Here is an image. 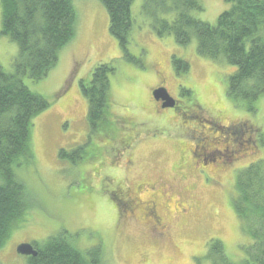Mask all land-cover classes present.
I'll return each instance as SVG.
<instances>
[{
  "label": "rangeland",
  "instance_id": "374dc122",
  "mask_svg": "<svg viewBox=\"0 0 264 264\" xmlns=\"http://www.w3.org/2000/svg\"><path fill=\"white\" fill-rule=\"evenodd\" d=\"M197 1L203 10L191 15L209 26L230 7L223 0ZM69 2L75 11L74 37L45 78L21 80L49 107L33 119L31 160L12 165L25 188L26 210L10 224L0 264H27L28 258L16 253L18 245L31 244L37 252L59 233L83 253L102 246L101 264H210L205 252L211 240L220 242L231 264H243L254 243V218L264 203V95L253 102L231 99L226 91L234 67L200 56L195 37L180 47L170 35L156 36L149 25L174 17L164 13L166 8L133 0L125 58L109 34L103 4ZM17 51L0 35V67L6 73L13 72ZM172 57L188 63L185 74L174 72ZM99 64H111L114 73L109 76L105 124L91 133L80 84L89 83ZM157 84L176 99L186 118L173 114V108H156L151 91ZM129 141L130 165H125L124 152L123 160L115 154L109 162L107 153L114 147L120 151ZM60 150L65 159L59 158ZM92 157L100 160L86 163ZM103 159L106 163L93 166ZM106 165L122 170L118 178L128 179L131 186L136 181L162 186L157 194L165 223L160 233L117 218L115 202L105 192L112 182L101 169ZM70 235L78 239L70 240Z\"/></svg>",
  "mask_w": 264,
  "mask_h": 264
},
{
  "label": "trees",
  "instance_id": "16d2710c",
  "mask_svg": "<svg viewBox=\"0 0 264 264\" xmlns=\"http://www.w3.org/2000/svg\"><path fill=\"white\" fill-rule=\"evenodd\" d=\"M99 1L108 14L109 34L126 58L133 0ZM143 1L152 9L162 7L166 8L164 13H174L169 21L158 18L149 25L156 36L170 35L180 47L188 45L195 37L200 56L221 60L235 68L228 78L226 91L231 99L253 102L264 95V0H223L230 7L218 16L215 26L192 17V12L203 10L197 0ZM0 10V35L18 49L13 72L6 73L0 67L1 248L8 239L10 224L22 219L26 210L25 188L14 176L12 165L31 160L33 119L49 107L43 97L30 93L21 80L24 76L32 81L41 80L56 65L60 50L74 37L75 11L69 0H0ZM171 63L178 75L189 69L187 62L176 57H172ZM113 73L111 64H99L92 71L89 83L80 84L87 102L86 118L91 133L101 130L105 124L109 76ZM58 156L65 159V151L60 150ZM262 206L254 218V243L243 264H264V203ZM236 212L241 220L240 207ZM71 237L78 239L70 235V240ZM66 240L64 234L59 233V237L50 239L43 249H37L36 257H27V264H101L104 260L102 246L83 253ZM222 249L219 241L211 240L205 258L210 264H231Z\"/></svg>",
  "mask_w": 264,
  "mask_h": 264
},
{
  "label": "flooded vegetation",
  "instance_id": "af4514ba",
  "mask_svg": "<svg viewBox=\"0 0 264 264\" xmlns=\"http://www.w3.org/2000/svg\"><path fill=\"white\" fill-rule=\"evenodd\" d=\"M156 89H164V86L162 84H157L151 91V94L154 90ZM171 98H173L170 94H168ZM175 101L176 99L173 98ZM156 108L159 107L161 110H169V109H162V102L161 101H154ZM183 112V109L177 108V101L175 103V107L173 109H170L173 114H180L183 116V118H186L185 115L181 113ZM191 116V114L189 113ZM181 126H178V128L181 129ZM203 138L205 139V135L201 134ZM232 141V140H231ZM233 142V141H232ZM131 141H129V145H127L125 148H122L120 151L119 149L116 150L114 147L113 151L109 153L107 156V159L109 162H111V159H114V155H117V160L121 158V160L124 159L122 152L125 153V165L126 167L130 165L131 163V157H132V148L133 145L130 144ZM204 145V143H202ZM201 144V145H202ZM110 147V146H108ZM107 147V148H108ZM79 149H82V147H79ZM114 151L116 153H114ZM204 149H202V152ZM193 155V151L190 153ZM107 159H103L102 161L95 163L93 166L100 167L103 163H106ZM196 159V158H195ZM99 161L100 159L97 158H91V159H86V163L92 164L93 161ZM120 160V161H121ZM197 161V159H196ZM195 160L191 159V164L196 163ZM116 162V161H115ZM89 166V165H88ZM92 168L87 171V174L90 173L92 174L93 170L96 168ZM101 169L105 172V177H111L112 182L109 181L108 187L106 188L105 192L107 195L115 202V208L114 212L117 215V218L124 219L126 222L131 221L135 223H140L142 226L148 228V230L152 231L153 233H160V231L163 230V226L165 225L164 219L162 218L161 215H159V210H158V204H157V194H162V186L155 183L151 182H140L136 181L132 184L127 181L121 180L118 178L119 172L122 170L116 169L114 167H111L109 165H106L105 167H101ZM121 174V173H120ZM119 174V175H120ZM144 193H147L148 196L145 197ZM144 198H143V197ZM123 221V220H122Z\"/></svg>",
  "mask_w": 264,
  "mask_h": 264
},
{
  "label": "water",
  "instance_id": "95a60500",
  "mask_svg": "<svg viewBox=\"0 0 264 264\" xmlns=\"http://www.w3.org/2000/svg\"><path fill=\"white\" fill-rule=\"evenodd\" d=\"M154 99L156 101L162 100L164 104L162 108H174L175 102L174 100L167 94L164 89H158L152 93ZM16 253L21 256L26 257H36L37 252L34 250L31 244H20L16 247Z\"/></svg>",
  "mask_w": 264,
  "mask_h": 264
},
{
  "label": "bare ground",
  "instance_id": "6f19581e",
  "mask_svg": "<svg viewBox=\"0 0 264 264\" xmlns=\"http://www.w3.org/2000/svg\"><path fill=\"white\" fill-rule=\"evenodd\" d=\"M168 94V93H167Z\"/></svg>",
  "mask_w": 264,
  "mask_h": 264
}]
</instances>
